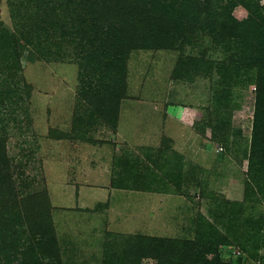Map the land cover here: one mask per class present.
Listing matches in <instances>:
<instances>
[{
	"label": "rangeland",
	"instance_id": "1",
	"mask_svg": "<svg viewBox=\"0 0 264 264\" xmlns=\"http://www.w3.org/2000/svg\"><path fill=\"white\" fill-rule=\"evenodd\" d=\"M17 3L0 0V27L22 39L28 14L16 9ZM234 15L241 19L246 12L238 8ZM61 48L60 58L38 59L29 46L23 47L20 76L15 78L29 83L30 95L19 91L15 98L21 96L22 102L0 117V133L6 137L17 183L24 178L30 184L27 191H47L64 264H102L106 243L129 234L192 238L200 215L227 233L217 212L221 204L244 197L254 83L233 85L225 104V97L217 100L214 95L219 76L215 69L191 80L174 78L173 70L181 55L204 54L220 62L228 52L208 36L181 50L133 51L127 62L126 97L114 131L102 121L74 122L76 115L87 111L77 96L81 67L72 46ZM5 76L0 73V88ZM210 120L211 125L218 124L216 136L207 124ZM80 126L82 133H78ZM51 129L71 137L56 139L49 134ZM81 134L86 141L75 137ZM218 147H222L219 153ZM160 150L168 162L156 167L145 155L156 156ZM127 157L125 165L131 169L135 157L151 165L157 174L155 180L149 177L152 189H142L147 182L142 179L136 181L140 188L111 185L120 169L117 161L123 165ZM178 159L180 167H171ZM167 169L181 172L179 189L171 179L165 180L166 185L158 181ZM122 179L123 184L131 183ZM163 186L164 192L151 191ZM253 213L264 215V200L255 203ZM238 251L237 246L220 248L225 262ZM258 255H264V248ZM248 264L260 263L250 258Z\"/></svg>",
	"mask_w": 264,
	"mask_h": 264
},
{
	"label": "trees",
	"instance_id": "2",
	"mask_svg": "<svg viewBox=\"0 0 264 264\" xmlns=\"http://www.w3.org/2000/svg\"><path fill=\"white\" fill-rule=\"evenodd\" d=\"M16 9L28 14L22 39L0 27V117L18 102L22 90L28 97L30 85L18 77L20 57L25 45L38 59L60 58L63 44L75 49L81 67L77 92L86 115H76L74 122L102 121L116 131L121 100L126 97L127 62L137 50H181L195 45L205 36L228 52L220 62L200 55L179 56L174 78L191 80L197 74L217 71L215 98L228 102L233 85L254 83V110L244 197L240 202H226L217 215L224 219L227 233L199 216L192 238H170L131 235L106 243L102 264H248L250 258L264 264V215L254 216L255 203L264 200V2L261 0H17ZM246 15L239 19L234 10ZM21 10V11H22ZM19 11V10H18ZM24 82L20 86V79ZM8 79H10L8 81ZM8 82V83H7ZM20 91V92H19ZM26 97V98H27ZM13 110V109H12ZM11 110V111H12ZM93 120H95L93 122ZM216 136L218 124L211 125ZM78 133L82 131L81 126ZM82 133V132H81ZM56 139L71 137L56 129L49 130ZM84 134V133H83ZM83 134L75 137L86 141ZM146 154L157 166L166 165L164 154ZM219 153V152H218ZM221 154V153H220ZM160 158L163 163L158 162ZM125 159V158H124ZM167 159V160H166ZM123 163V162H122ZM119 165L111 185L141 187L138 179L147 181L142 189H152L149 179H156L151 165L135 157L131 165ZM6 149V137L0 133V264H64L51 216V203L46 190L29 192V182L18 183L12 173ZM124 166V167H123ZM171 167H180L176 160ZM131 183H124L122 178ZM150 177V178H149ZM166 177V178H164ZM179 170H164L160 183L174 181L179 189ZM178 180V181H177ZM166 185V184H165ZM151 191L164 192L166 186ZM239 248V255L225 262L220 248ZM241 252L243 254H241ZM246 252L248 254H246ZM244 254L246 256H244Z\"/></svg>",
	"mask_w": 264,
	"mask_h": 264
},
{
	"label": "built area",
	"instance_id": "3",
	"mask_svg": "<svg viewBox=\"0 0 264 264\" xmlns=\"http://www.w3.org/2000/svg\"><path fill=\"white\" fill-rule=\"evenodd\" d=\"M222 150V147L217 148V152H220Z\"/></svg>",
	"mask_w": 264,
	"mask_h": 264
}]
</instances>
